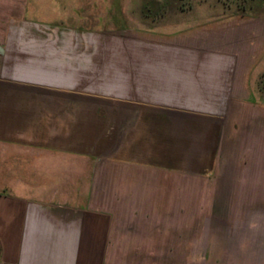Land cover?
Returning <instances> with one entry per match:
<instances>
[{"label": "crops", "instance_id": "0c3cea01", "mask_svg": "<svg viewBox=\"0 0 264 264\" xmlns=\"http://www.w3.org/2000/svg\"><path fill=\"white\" fill-rule=\"evenodd\" d=\"M49 6L0 0V264H264L235 206L264 204V16L112 41Z\"/></svg>", "mask_w": 264, "mask_h": 264}, {"label": "rangeland", "instance_id": "374dc122", "mask_svg": "<svg viewBox=\"0 0 264 264\" xmlns=\"http://www.w3.org/2000/svg\"><path fill=\"white\" fill-rule=\"evenodd\" d=\"M46 22L65 28H77L109 36L112 41L134 36L135 31L171 34L206 22L209 19L237 14L236 3L226 0H48ZM230 4L227 8L224 3ZM259 4V5H258ZM247 7V13L264 16V2ZM264 65L257 68L254 76L255 91ZM11 192L9 190H5ZM13 193V192H11ZM264 194V189H262ZM239 210L262 212L257 222L264 225V204H235Z\"/></svg>", "mask_w": 264, "mask_h": 264}, {"label": "trees", "instance_id": "16d2710c", "mask_svg": "<svg viewBox=\"0 0 264 264\" xmlns=\"http://www.w3.org/2000/svg\"><path fill=\"white\" fill-rule=\"evenodd\" d=\"M228 3H236L237 6V13L245 14L248 12L249 9H251V6L249 8L247 7V3L249 2L251 5L255 3H262L264 0H226ZM224 3L227 8H231L230 4ZM259 5V4H258ZM256 93L259 96V100L264 103V76H261L260 82L258 84V88L256 89Z\"/></svg>", "mask_w": 264, "mask_h": 264}]
</instances>
